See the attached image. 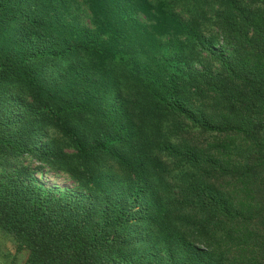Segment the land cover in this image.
Masks as SVG:
<instances>
[{
    "label": "trees",
    "instance_id": "16d2710c",
    "mask_svg": "<svg viewBox=\"0 0 264 264\" xmlns=\"http://www.w3.org/2000/svg\"><path fill=\"white\" fill-rule=\"evenodd\" d=\"M0 255L264 264V0H0Z\"/></svg>",
    "mask_w": 264,
    "mask_h": 264
},
{
    "label": "rangeland",
    "instance_id": "374dc122",
    "mask_svg": "<svg viewBox=\"0 0 264 264\" xmlns=\"http://www.w3.org/2000/svg\"><path fill=\"white\" fill-rule=\"evenodd\" d=\"M36 166H37V164L35 165V168H36ZM36 174H37V178L42 183L46 184L48 187L58 188V189H68V190L74 188V184L72 183V181L69 178H67L64 174L54 172L49 167H45V168L38 170L36 172ZM6 241H7V239H6ZM3 254H4V252H2V255ZM8 256H10V255H8ZM0 258H2L1 255H0ZM21 263H22V261H20L19 264H21Z\"/></svg>",
    "mask_w": 264,
    "mask_h": 264
},
{
    "label": "crops",
    "instance_id": "0c3cea01",
    "mask_svg": "<svg viewBox=\"0 0 264 264\" xmlns=\"http://www.w3.org/2000/svg\"><path fill=\"white\" fill-rule=\"evenodd\" d=\"M0 264H4L3 261L1 260V258H0Z\"/></svg>",
    "mask_w": 264,
    "mask_h": 264
}]
</instances>
